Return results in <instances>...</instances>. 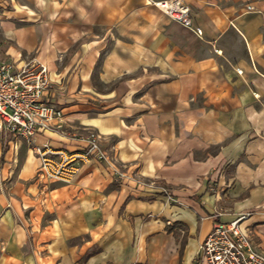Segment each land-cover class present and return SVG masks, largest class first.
<instances>
[{"label": "crops", "instance_id": "crops-1", "mask_svg": "<svg viewBox=\"0 0 264 264\" xmlns=\"http://www.w3.org/2000/svg\"><path fill=\"white\" fill-rule=\"evenodd\" d=\"M154 1L0 0V61L47 65L63 110L34 143L0 129V264H207L240 216L264 249V0H183L202 34ZM89 129L128 177L95 159L38 177L36 146Z\"/></svg>", "mask_w": 264, "mask_h": 264}, {"label": "built area", "instance_id": "built-area-1", "mask_svg": "<svg viewBox=\"0 0 264 264\" xmlns=\"http://www.w3.org/2000/svg\"><path fill=\"white\" fill-rule=\"evenodd\" d=\"M154 4L173 20L202 34L193 25L191 8L183 0H159ZM50 84L47 65L37 59L28 60L20 68L14 62L0 61V129L34 143L41 129L61 127L63 110L45 93ZM81 137L85 146L72 152L53 151L47 144L36 146L41 156L38 177L69 182L81 164L91 159L107 163L118 178L128 177L117 158L101 145L103 136L99 130L89 129ZM162 188L169 199H174L168 187ZM241 219L240 216L230 222L215 223L200 244L198 257L207 264H264V249L254 241L249 228L241 227Z\"/></svg>", "mask_w": 264, "mask_h": 264}, {"label": "rangeland", "instance_id": "rangeland-1", "mask_svg": "<svg viewBox=\"0 0 264 264\" xmlns=\"http://www.w3.org/2000/svg\"><path fill=\"white\" fill-rule=\"evenodd\" d=\"M119 164V163H118ZM131 177V176H130ZM135 178H138V177H136V176H134ZM141 181H144V182H146L145 180H143V179H140ZM172 193V192H171ZM169 199V198H168ZM170 201H175L174 199H169Z\"/></svg>", "mask_w": 264, "mask_h": 264}]
</instances>
